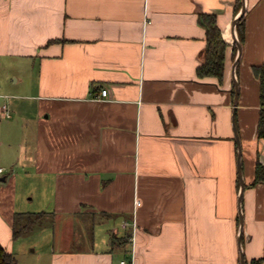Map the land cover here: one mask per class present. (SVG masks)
Wrapping results in <instances>:
<instances>
[{"label": "crops", "instance_id": "obj_1", "mask_svg": "<svg viewBox=\"0 0 264 264\" xmlns=\"http://www.w3.org/2000/svg\"><path fill=\"white\" fill-rule=\"evenodd\" d=\"M202 13L230 44L222 83L198 75ZM262 63L264 0H0V242L20 167L39 204L93 222L52 264H264Z\"/></svg>", "mask_w": 264, "mask_h": 264}, {"label": "rangeland", "instance_id": "obj_2", "mask_svg": "<svg viewBox=\"0 0 264 264\" xmlns=\"http://www.w3.org/2000/svg\"><path fill=\"white\" fill-rule=\"evenodd\" d=\"M2 78H4V76L0 73V79ZM0 117L8 118L1 109ZM18 168V183L15 188L18 205L20 201H22V207H26V211L37 212L44 210L47 214L33 223L31 229L13 239L10 249L16 255L18 264H52V251L53 249L58 250L66 245L65 236L68 235L67 240L74 239V246L72 248L79 249L81 248V246H79L81 243L78 242L80 240L79 236H87L85 238L88 240L90 229L93 228V222L90 220H80L79 214L53 213L54 206H52V203H50V200H47V198L42 204H39L38 198L40 194L42 192L45 193L46 190L37 188L32 178L34 174L29 172L26 173L23 168ZM26 170L29 171V169ZM14 172L17 173V169H15ZM0 184L5 183L0 181ZM32 197L33 200L35 199L34 201L31 199ZM88 218H90V216ZM97 221L96 223L94 221L96 224L95 228L101 232L104 230L102 228L106 227V225L100 223L98 219ZM76 236H78V238Z\"/></svg>", "mask_w": 264, "mask_h": 264}, {"label": "trees", "instance_id": "obj_3", "mask_svg": "<svg viewBox=\"0 0 264 264\" xmlns=\"http://www.w3.org/2000/svg\"><path fill=\"white\" fill-rule=\"evenodd\" d=\"M240 7V6H239ZM199 21L206 27L207 45L203 52V60L198 66L200 77L216 76L222 83L225 75L226 54L230 45L224 37L223 31L218 25L217 16L214 13L200 14ZM237 31L240 41H244V16L242 15L237 22ZM237 52V45L233 44V54ZM255 74L260 78V101L261 110L258 122V135L264 137V63L253 67ZM264 181V166L260 163L256 166V177L253 183ZM53 213H55L53 211ZM46 211H17L13 217V237L17 238L31 229L32 224L43 218ZM261 259H253L250 264H260ZM0 264H18V259L14 252L5 248L0 242Z\"/></svg>", "mask_w": 264, "mask_h": 264}, {"label": "water", "instance_id": "obj_4", "mask_svg": "<svg viewBox=\"0 0 264 264\" xmlns=\"http://www.w3.org/2000/svg\"><path fill=\"white\" fill-rule=\"evenodd\" d=\"M244 11H245V7H243L241 14H239V16L236 18V20L234 22V27L236 26V23H237L238 19L242 16ZM236 41H237V44H238V47H239V55H240V53L242 51V44H241L240 40L238 39V37H236ZM238 61H239V56L236 58L235 65L238 63ZM238 144H239V148H240V153H239V171H240V175H241L240 202L242 203L243 191L245 189V183H244V180L242 178V170H241V166H240L241 165V163H240V160H241V143H240L239 138H238ZM242 226H243V216L241 214V228H240V238H239L240 244L242 242V235H243ZM241 261H242V264H246L244 253H242V255H241Z\"/></svg>", "mask_w": 264, "mask_h": 264}, {"label": "built area", "instance_id": "obj_5", "mask_svg": "<svg viewBox=\"0 0 264 264\" xmlns=\"http://www.w3.org/2000/svg\"><path fill=\"white\" fill-rule=\"evenodd\" d=\"M108 94V89L107 88H103L101 91V96H106ZM100 97V96H98ZM4 171L3 167H0V173ZM122 264H133V262H130L128 260H122L121 262Z\"/></svg>", "mask_w": 264, "mask_h": 264}]
</instances>
